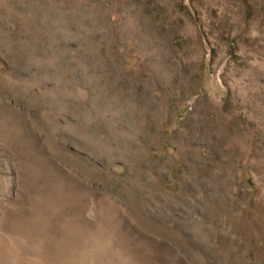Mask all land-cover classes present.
<instances>
[{
	"label": "rangeland",
	"instance_id": "1",
	"mask_svg": "<svg viewBox=\"0 0 264 264\" xmlns=\"http://www.w3.org/2000/svg\"><path fill=\"white\" fill-rule=\"evenodd\" d=\"M0 264H264V0H0Z\"/></svg>",
	"mask_w": 264,
	"mask_h": 264
}]
</instances>
